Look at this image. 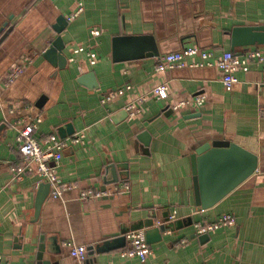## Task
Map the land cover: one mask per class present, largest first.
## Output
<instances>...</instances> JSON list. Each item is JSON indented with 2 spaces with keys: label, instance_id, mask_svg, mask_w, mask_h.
<instances>
[{
  "label": "crops",
  "instance_id": "0c3cea01",
  "mask_svg": "<svg viewBox=\"0 0 264 264\" xmlns=\"http://www.w3.org/2000/svg\"><path fill=\"white\" fill-rule=\"evenodd\" d=\"M79 5L82 12L69 21ZM60 18L66 21L65 69L43 57L58 36ZM238 26H264V0H0V255L8 264H77L70 255L77 245L87 249L81 264H264V173L198 210L191 168V155L216 140L241 146L264 165V67L250 61L248 71L237 69L230 88L218 67H190L198 56L188 57L182 68L155 70L159 57L190 46L216 57L224 51L264 55V44L232 48ZM118 35L152 36L159 57L114 62L112 40ZM79 47L96 53V63L85 52L73 55ZM29 59L5 88L13 63ZM90 72L94 88L77 81ZM162 84L167 97L158 99L152 90ZM117 89L125 90L101 103ZM198 95L205 96L199 106L193 102ZM140 97L145 100L139 112L128 118L125 107ZM18 116L41 118L35 132L41 141L60 136L58 129L67 125L73 132L64 137L85 135L84 144L63 151L57 166L59 182L78 188L61 200L50 199L49 188L39 213L36 199L48 184L23 171L17 132L9 124ZM124 182L128 192L79 197V190ZM226 214L233 225L195 233L196 223ZM138 226L167 227L160 241L149 244L152 255L144 262L122 255L126 239L116 242Z\"/></svg>",
  "mask_w": 264,
  "mask_h": 264
},
{
  "label": "built area",
  "instance_id": "2783aa9c",
  "mask_svg": "<svg viewBox=\"0 0 264 264\" xmlns=\"http://www.w3.org/2000/svg\"><path fill=\"white\" fill-rule=\"evenodd\" d=\"M82 10V6L79 5L78 9L68 18V20H72L80 14ZM91 33L97 36L100 32L93 30ZM83 52L86 53L92 65L96 63V53L85 51L82 47L75 49L73 51V55ZM192 56H198L199 61L189 64L190 67H218L223 74L222 83L227 88H230L237 82L234 72L237 69L248 71L250 61H256L264 67V55L257 50H250L242 55H237L232 51H224L220 56L216 57L214 52L211 50H201L198 47L190 46L181 51L168 53L159 57L155 70L159 72L165 69L185 67L188 65L186 63V59ZM73 60L74 58L71 57L70 61ZM31 63V59L20 63H13L4 77V87L8 88L16 80H18L24 73L25 68ZM127 88L129 87H126V89ZM124 90L125 89H117L116 91L106 94L101 99V103L111 101L117 95L122 94ZM152 94L156 95L158 99H165L167 97L166 84L155 87L152 90ZM144 100V97H140L125 107V110L128 113V118L132 119L139 112L138 103H141ZM204 101V95H198L193 100L194 104L197 106L202 105ZM185 104L186 102L182 101L177 105H174L172 108L177 109ZM10 112L14 113V110L11 109ZM40 122V117L18 116L12 123L9 124L11 128L15 129L17 132L15 142L23 154V171L29 174L37 175L40 177L42 182L49 185L50 199L61 200L66 193L77 189L78 186L74 183L59 182L57 177V166L61 161L63 151L70 144H84L85 135L83 133H79L74 136L61 138L56 133H52L41 141L35 135ZM262 173H264V165L258 163L253 174L256 175ZM129 188V185L126 182L115 183L103 190H93L87 188L79 190V197L84 200H89L99 197L116 196L119 193L128 192ZM172 217L173 216H171V218ZM234 223V218L226 214L212 223L198 222L194 225V228L195 233L204 234L223 226L233 225ZM125 239L128 246L127 250L122 253L123 256H136L144 262L152 255V250L146 240V231L144 229L127 232L125 234ZM70 255L77 264H81L86 259L87 249L84 245L74 246L70 250ZM0 264H8L1 255Z\"/></svg>",
  "mask_w": 264,
  "mask_h": 264
},
{
  "label": "water",
  "instance_id": "95a60500",
  "mask_svg": "<svg viewBox=\"0 0 264 264\" xmlns=\"http://www.w3.org/2000/svg\"><path fill=\"white\" fill-rule=\"evenodd\" d=\"M65 25L66 21H62L61 18L58 19V25L55 27L58 36L51 41L49 47L43 53V57L59 69H65L68 63L63 51L65 44L61 38ZM262 44H264V26H238L233 28L231 33L232 48ZM152 57H159V51L152 36L118 35L113 37L112 59L114 62ZM77 81L88 88H94L97 85L95 75L92 72L82 75ZM124 115H127V113L124 112ZM64 132L72 134L71 125L58 129L61 138H65ZM257 164L258 157L255 154L227 140H216L211 144L206 143L199 147L191 155L195 207L198 210H206L216 205L244 180L252 176ZM46 187L47 190L45 192L41 190L37 196L35 203L36 213H39L49 192V185H46ZM142 227L138 226L134 229ZM166 229V226H159L155 231H146L148 244H152L157 240L160 241L162 233ZM153 233H157V235L155 237L151 236ZM123 238L116 240V242L120 243V241L125 240V237ZM105 246L102 247V250L105 249ZM53 252H59V249L56 248Z\"/></svg>",
  "mask_w": 264,
  "mask_h": 264
}]
</instances>
